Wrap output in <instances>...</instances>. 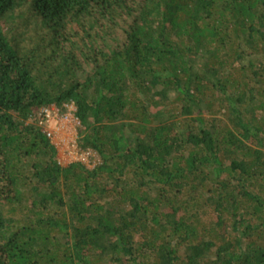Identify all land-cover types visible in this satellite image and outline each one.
<instances>
[{
    "label": "trees",
    "instance_id": "16d2710c",
    "mask_svg": "<svg viewBox=\"0 0 264 264\" xmlns=\"http://www.w3.org/2000/svg\"><path fill=\"white\" fill-rule=\"evenodd\" d=\"M0 264H264V0H0Z\"/></svg>",
    "mask_w": 264,
    "mask_h": 264
},
{
    "label": "rangeland",
    "instance_id": "374dc122",
    "mask_svg": "<svg viewBox=\"0 0 264 264\" xmlns=\"http://www.w3.org/2000/svg\"><path fill=\"white\" fill-rule=\"evenodd\" d=\"M54 116L47 123L49 127L55 130L54 143L57 150V159L61 166H66L74 161L83 162L88 168H93L98 162L99 157L92 153L85 155L82 151L75 153L69 146V141L74 138L78 131V119L74 115L75 106L72 103L66 104L64 110L54 107Z\"/></svg>",
    "mask_w": 264,
    "mask_h": 264
},
{
    "label": "built area",
    "instance_id": "2783aa9c",
    "mask_svg": "<svg viewBox=\"0 0 264 264\" xmlns=\"http://www.w3.org/2000/svg\"><path fill=\"white\" fill-rule=\"evenodd\" d=\"M53 110H54V106L42 108L40 110L41 117L38 121V124L42 126L43 131L45 132V134H46L47 138L50 140V142L55 145V143H54L55 130L53 127H49L47 125V123L50 122L54 116ZM78 123H79V121H78ZM77 138H78L77 133H75L74 138H71L69 141V144H70L69 146L71 147V150L73 152L78 153V152L82 151L83 153H85V155H91L92 153L95 154V152H93L90 149L80 148L78 143H77Z\"/></svg>",
    "mask_w": 264,
    "mask_h": 264
}]
</instances>
